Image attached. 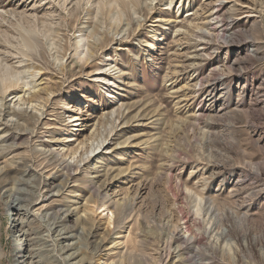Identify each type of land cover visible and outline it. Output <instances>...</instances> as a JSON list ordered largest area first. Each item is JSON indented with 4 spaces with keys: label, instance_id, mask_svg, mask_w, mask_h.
<instances>
[{
    "label": "rangeland",
    "instance_id": "obj_1",
    "mask_svg": "<svg viewBox=\"0 0 264 264\" xmlns=\"http://www.w3.org/2000/svg\"><path fill=\"white\" fill-rule=\"evenodd\" d=\"M10 84L5 105L51 97L37 133L0 138V264H264V0H0ZM137 188L126 217L101 208Z\"/></svg>",
    "mask_w": 264,
    "mask_h": 264
},
{
    "label": "bare ground",
    "instance_id": "obj_2",
    "mask_svg": "<svg viewBox=\"0 0 264 264\" xmlns=\"http://www.w3.org/2000/svg\"><path fill=\"white\" fill-rule=\"evenodd\" d=\"M179 10H180V7L177 8V12ZM194 14H196V13H194ZM187 25L192 26L194 28L193 30H201V28H202L200 25L192 23L190 21L188 22ZM180 30H181V28L178 29L177 31L179 32ZM183 32H185V34H187L188 36H191L189 31L184 30ZM194 62L193 63L190 62V63L194 64ZM197 65H199V63H197ZM192 67H194V66H192ZM14 85L15 84H10L5 89H3L4 87H2L0 85V138H2L4 136L3 134H7L10 132L11 133L14 132L16 135L22 134V133H27L28 135L37 133L40 121L46 113L44 103L42 101H40L38 98H40V97L42 98V97L46 96L48 99H50V97H51V94L47 93V91H46L47 89L45 90L43 87H40V85H34L31 87V89H30V91H28V93L24 92L23 95L18 96V97L14 95V97H12V98L15 99V102H13V103L11 102L10 105H8V104L5 105V103H4L5 97L7 94H9L12 91V89L15 87ZM125 110H126V107H123V108L121 107L118 110L117 114L119 116H121L122 118H124V116L126 114ZM107 115H108V116H106L107 119L108 118L112 119L113 118L112 116L114 115V111L108 112ZM69 120H70V122H77L78 118L71 116V117H69ZM80 125H81V123L78 124V122H77L74 124V127H79ZM95 127H96L95 122L93 124H91L89 127L90 128V131H89V137L90 138H92V136H94ZM86 140H88V139H86ZM86 140H85V143L83 141H81V142L79 141L77 143V146L75 147V149H72L69 152L68 159L66 161H63L62 165L66 171L71 172V173H74V172L76 173L78 171H81V169H82L81 165L82 164L84 165L85 163L93 162V161L98 159L97 155L99 153H97V154H95V153L99 150L104 149L103 146H104L106 140L105 139L101 140L98 143H96V145H94V146H93L92 141L89 143V145H85ZM70 141H74V142L76 141L77 142V140H74V139H72ZM127 143L128 142L126 141V144ZM126 144H125V142L117 143L115 145V147H113L114 148L113 150L118 149V147L119 148L123 147ZM79 150H80V152H79ZM106 150H108V149L106 148ZM78 153H79V155H77ZM21 169L23 170L22 172L25 174L29 173V171H30V167L27 166L26 164H23L21 166ZM118 172L119 173L120 172H127V169H125L124 171L118 170ZM89 182L91 184V188L96 193H99L102 190V188L104 187V186H102L101 183H99L98 180L95 181L91 178V179H89ZM137 193H138V188H137L136 193H134L131 196L124 197V198L120 199L119 201L114 202L115 204H110V203H107L106 201H103L101 204V208H103L104 211L105 210L108 211V209L112 208L113 212H114L115 219L119 220L120 218L126 217V213L133 207V203L136 199V196L138 195ZM14 202H15V200H13L11 203L15 204ZM12 204H11V206H12ZM20 208L21 207H19V209ZM111 220H112V215L109 214V216L107 217L108 224L111 223ZM185 230L187 231V228ZM89 235H90V233H88L87 238ZM177 239L182 240V243H184V249H192L194 242H195V244H198V242H196V241L183 240L181 237H178ZM136 245L137 246L139 245V241L136 242ZM66 248L70 249L71 247L67 246ZM73 255L74 254L68 255V257L72 258ZM130 255H131V252L129 253L128 256H130ZM147 257H149V258L151 257L154 260V262H156V264H164L163 259L161 257V254H160V256H157L154 258L151 255L150 256L148 255ZM125 260H126V257H125ZM203 260L204 259H203L202 255L200 256L199 254H194L191 257V259H189L187 261V264H202ZM118 261H120V260H118ZM39 262L40 261H37V262L30 261L29 264H39Z\"/></svg>",
    "mask_w": 264,
    "mask_h": 264
}]
</instances>
